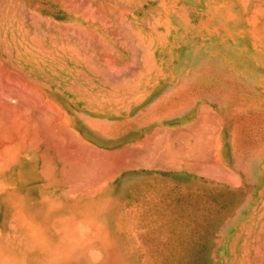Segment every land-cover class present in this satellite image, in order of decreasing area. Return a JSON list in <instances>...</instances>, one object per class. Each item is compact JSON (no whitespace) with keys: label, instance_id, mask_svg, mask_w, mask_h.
Wrapping results in <instances>:
<instances>
[{"label":"crops","instance_id":"crops-1","mask_svg":"<svg viewBox=\"0 0 264 264\" xmlns=\"http://www.w3.org/2000/svg\"><path fill=\"white\" fill-rule=\"evenodd\" d=\"M256 1L0 0L2 85L40 98L18 105L33 111L19 123L42 143L19 155L34 160V181L8 199L35 238L49 232L56 248L58 224L71 230L76 213L91 252L264 264V0L252 10ZM218 12L240 14L248 36L232 38L235 23Z\"/></svg>","mask_w":264,"mask_h":264},{"label":"rangeland","instance_id":"rangeland-1","mask_svg":"<svg viewBox=\"0 0 264 264\" xmlns=\"http://www.w3.org/2000/svg\"><path fill=\"white\" fill-rule=\"evenodd\" d=\"M258 1L263 0H257L252 5V10L259 8ZM249 16L252 17V12L249 13ZM1 44L2 38H0V48ZM0 90V100L2 101L0 104H3L0 106V217L2 216L0 223L5 222L0 224V264H181L177 260L175 262L146 260V258L151 257L149 255L130 256L91 252L97 248L93 246L88 248L82 245L81 216L80 214L76 215V213L74 221L69 223L71 230H66L65 221L58 224L56 248H53L54 239L48 237L49 232H46V236L43 238H35L28 225L24 226L23 222L18 220V201H8V199L11 195H16V186H28V183L24 184V180L31 183L34 181V160L32 158L24 159L19 155L34 149L41 150L42 143L39 135L35 140L34 126L24 125L23 119L22 123H19L20 113L23 118L24 113L27 117L33 111L19 110L18 105L25 104L28 106L34 100L39 101L40 98L34 94L33 88H26V93L20 95L6 91L7 88L2 85L1 78ZM29 187L28 191L34 194L32 184H29ZM7 202L9 206L6 204ZM73 202L75 210L80 211L81 201ZM1 211L3 212L1 213ZM2 228L4 230L3 235L1 233ZM66 235L70 236L66 237ZM50 247L53 250L51 253ZM87 249H90V253L83 252ZM130 257L138 260L130 263L127 259ZM153 257L171 258L168 255H154Z\"/></svg>","mask_w":264,"mask_h":264},{"label":"bare ground","instance_id":"bare-ground-1","mask_svg":"<svg viewBox=\"0 0 264 264\" xmlns=\"http://www.w3.org/2000/svg\"><path fill=\"white\" fill-rule=\"evenodd\" d=\"M118 1V0H117ZM122 1V0H121ZM62 2V1H61ZM88 3V1L86 2V4ZM242 3V2H241ZM253 3V2H252ZM77 4V3H76ZM89 4V3H88ZM116 4V3H115ZM85 5V4H84ZM111 5V4H110ZM118 5V4H117ZM253 5V4H252ZM125 6V5H124ZM123 6V7H124ZM68 7V6H67ZM79 8H81L80 6H78ZM84 7H86V6H84ZM84 7H83V10H84ZM91 7V6H90ZM106 7V6H105ZM114 7H116L115 5H114ZM128 7H129V5H128ZM238 7V6H237ZM240 7V6H239ZM88 8H89V6H88ZM87 7H86V9H88ZM93 8H95V7H93ZM109 8V7H108ZM107 8V9H108ZM78 9V8H77ZM91 9V8H90ZM121 9V8H120ZM125 9V8H124ZM96 10V9H95ZM94 10V11H95ZM98 10V9H97ZM126 10V9H125ZM75 11V10H74ZM79 11V10H78ZM85 11V10H84ZM83 11V12H84ZM87 11V10H86ZM91 11H93L92 9H91ZM250 11H251V9H250ZM32 12V11H31ZM115 12V11H114ZM262 13H263V11H261ZM89 13H92L93 14V12H89ZM98 13H99V11H98ZM120 13L122 14V12L120 11ZM249 13V12H248ZM87 14H88V12H87ZM95 14H97V13H95ZM94 14V15H95ZM100 14V13H99ZM116 14V13H115ZM85 14H83V16H84ZM93 15V16H94ZM117 15H118V13H117ZM249 15V14H248ZM260 16H261V14H259ZM88 16H89V14H88ZM93 16H91V17H93ZM96 17H98L97 15H95ZM94 16V17H95ZM102 16V15H101ZM114 16H116V15H114ZM120 16V15H119ZM254 16V15H253ZM100 17V16H99ZM121 17V16H120ZM215 17H216V19H218L219 21H226V20H230L231 18V21L232 22H234L235 23V26H233V29H231L230 30V36L232 37V38H244V37H247L248 36V31L246 30V26H243V28L242 27H240L239 28V26H240V24H237L238 22H241V20H242V17H241V15L240 14H238V13H234V14H232V16H230V18L228 17V18H224V15L223 14H221L220 12H218L217 14H215ZM215 17H214V19H215ZM34 18V17H33ZM32 17H31V19H33ZM41 18V17H40ZM86 18V17H85ZM125 18V17H124ZM44 19V18H43ZM105 19V18H104ZM120 19V18H119ZM102 20V19H101ZM101 20H99L100 21V23H101ZM35 21V20H34ZM103 21V20H102ZM109 21V20H108ZM121 21V20H120ZM236 21H237V23H236ZM254 21V20H253ZM22 22V21H21ZM20 22V23H21ZM104 22V21H103ZM152 22V21H151ZM31 23V22H30ZM47 23V22H46ZM56 23V22H55ZM110 23V22H109ZM122 23V22H121ZM242 23V22H241ZM32 24V23H31ZM48 24V23H47ZM50 24H53V23H50ZM67 24V23H66ZM106 25H108V23L106 22L105 23ZM105 24L103 23L102 25L103 26H105ZM33 25H35V24H33ZM37 25V24H36ZM57 25V24H56ZM58 25H59V23H58ZM68 25H70V23L68 24ZM115 25V24H114ZM153 24H151V26H152ZM242 25V24H241ZM23 26V25H22ZM66 26V25H65ZM120 26V25H119ZM123 26V25H122ZM126 26V25H125ZM129 26V25H128ZM260 26V25H259ZM262 26V25H261ZM34 27V26H33ZM56 27V26H55ZM64 27V26H63ZM63 27H62V29H63ZM149 27V26H148ZM59 28V27H58ZM65 28V27H64ZM84 28V27H83ZM82 28V29H83ZM105 28H106V26H105ZM124 28V27H123ZM61 29V28H60ZM71 29V28H70ZM79 29H81L80 27H79ZM86 29V28H85ZM84 29V30H85ZM130 29V28H129ZM25 30V29H24ZM34 30V29H33ZM39 30V29H38ZM72 30V29H71ZM86 30H88V29H86ZM85 30V31H86ZM131 30V29H130ZM81 32H82V30H80ZM69 32H70V30H69ZM91 32V31H90ZM218 33H219V35H220V33H221V31L220 30H218L217 31ZM61 33V32H60ZM94 33V32H93ZM111 33V32H110ZM115 33V32H114ZM125 33V32H124ZM133 33V32H132ZM251 33V32H250ZM82 34H83V32H82ZM84 34H86V32H84ZM88 34H91V33H88ZM113 34V33H112ZM129 34V33H128ZM134 34V33H133ZM78 35H79V33H78ZM123 35V34H122ZM136 35H137V33H136ZM25 36H26V33H25ZM93 36V35H92ZM91 36V37H92ZM158 36V35H157ZM59 37V36H58ZM79 37V36H78ZM90 37V38H91ZM96 37H98V38H100L99 36H96ZM95 37V38H96ZM128 37V36H127ZM254 37V36H253ZM30 38V37H29ZM32 38H34V36L32 35ZM40 38V37H39ZM81 38V37H80ZM117 38V37H116ZM115 38V39H116ZM259 38V37H258ZM87 39H89V38H87ZM36 40L38 41V38L36 37ZM68 40V39H67ZM73 41V40H72ZM80 41V40H79ZM98 41V40H97ZM60 42H61V40H60ZM66 42V41H65ZM83 42V41H82ZM100 42H101V40H100ZM99 42V43H100ZM103 42V41H102ZM136 42H138V41H136ZM141 42V41H140ZM103 43H105V42H103ZM120 43V42H119ZM81 44V43H80ZM90 44V43H89ZM136 44V43H135ZM138 44V43H137ZM134 45V44H133ZM39 46V45H38ZM69 46H71V44L69 45ZM105 45H103V47H104ZM125 46V45H124ZM46 47H47V45H46ZM74 47V46H73ZM73 47H72V49H73ZM100 47V46H99ZM135 47V46H134ZM137 47V46H136ZM71 48V47H70ZM139 48H140V45H139ZM71 49V50H72ZM83 49V48H82ZM141 49V48H140ZM39 50V49H38ZM48 50V49H47ZM106 50V49H105ZM111 49H109V51H110ZM131 50H133L132 48H131ZM146 50V49H145ZM135 51V50H134ZM148 51V50H147ZM133 52V51H132ZM149 52V51H148ZM111 53V52H110ZM233 53V55L235 56V57H239L240 59H241V57L243 56L244 58L246 57V53H245V51L242 53L240 50L239 51H233L232 52ZM131 54V53H130ZM137 54V53H136ZM142 54V53H141ZM77 55V54H76ZM89 55V54H88ZM90 55H91V53H90ZM78 56V55H77ZM135 56V55H134ZM133 56V57H134ZM139 56V55H138ZM137 56V57H138ZM80 57V56H79ZM86 57V56H85ZM102 57V56H101ZM113 57V56H112ZM132 57V58H133ZM105 58H107V57H105ZM87 59V58H86ZM109 59V58H108ZM111 59V58H110ZM135 59V58H134ZM240 59H233V70L234 71H238L239 70V68H240ZM89 60H90V58H89ZM104 60V59H103ZM131 60V59H130ZM146 60H147V58H146ZM207 60H209V58L207 59ZM105 61V60H104ZM106 61H107V59H106ZM108 61H110V60H108ZM135 61V60H134ZM142 61H144V60H142ZM214 61V60H213ZM241 61H242V59H241ZM208 62V61H207ZM88 63V62H87ZM113 63V62H112ZM126 63H128V62H126ZM145 63V62H144ZM147 63V62H146ZM215 63V62H214ZM103 64V63H102ZM105 64H106V62H105ZM134 64V63H133ZM98 65V64H97ZM112 65V64H111ZM122 65V64H121ZM130 65V64H129ZM129 65H127V66H129ZM142 65H144L143 64V62H142ZM150 65V64H149ZM108 66V65H107ZM112 66H114V65H112ZM111 66V67H112ZM125 66V65H124ZM126 66V67H127ZM131 66V65H130ZM148 66V65H147ZM209 66V65H208ZM93 67V66H92ZM109 67V66H108ZM133 67H134V65H133ZM120 68H122V67H120ZM129 68V67H128ZM138 68V67H137ZM102 69V68H101ZM111 69V68H110ZM109 69V70H110ZM118 69V68H117ZM133 69V68H132ZM99 71H101L100 70V68L98 69ZM104 70V69H103ZM102 70V71H103ZM114 70V69H113ZM129 70H131V69H129ZM136 70V69H135ZM94 71H95V69H94ZM139 71V70H138ZM145 71V70H144ZM105 72V71H104ZM134 72V71H133ZM141 72V71H140ZM139 72V73H140ZM106 73V72H105ZM138 73V75H140ZM103 74V73H102ZM112 74V73H111ZM115 75V74H114ZM117 75V74H116ZM124 75V74H123ZM132 75H137V74H132ZM113 76V75H112ZM121 77V76H120ZM122 77H124V76H122ZM122 77H121V79H122ZM130 77V76H129ZM136 78V77H135ZM114 79V78H113ZM126 79V78H125ZM129 79V78H128ZM23 80V79H22ZM104 80V79H103ZM106 80V79H105ZM104 80V81H105ZM116 80H118V79H116ZM120 80V79H119ZM137 80H139V79H137ZM237 80V79H236ZM239 80V79H238ZM13 81V80H12ZM115 82V81H114ZM117 82V81H116ZM115 82V85L117 84ZM132 83H133V81H131ZM123 83V82H122ZM126 83V82H125ZM136 83V82H135ZM121 84V83H120ZM137 84V83H136ZM109 85V84H108ZM112 85V84H111ZM111 85H109V86H111ZM118 85V84H117ZM130 85H134V84H130ZM119 86H121V85H119ZM123 86H125V85H123ZM113 87V86H112ZM122 87V86H121ZM134 87H136L137 88V85L135 86L134 85ZM126 88V87H125ZM133 88V87H132ZM122 89V88H121ZM130 89V88H129ZM128 89V90H129ZM131 90V89H130ZM134 90V89H133ZM1 91V90H0ZM136 93V92H135ZM135 95V94H134ZM132 96V95H131ZM124 97V96H123ZM1 101V100H0ZM2 102V101H1ZM2 104V103H1ZM1 104H0V106H1ZM3 105V104H2ZM255 110V109H254ZM200 119V118H199ZM75 134V133H74ZM196 138H198V137H196ZM198 142H202V141H198ZM196 148V147H195ZM127 150V149H126ZM196 150V149H195ZM113 151V150H112ZM124 151V150H123ZM106 152V151H105ZM5 209L3 208V211H4ZM3 211H1V213L3 212ZM5 214V213H4ZM5 216V215H4ZM2 217V216H1ZM0 217V218H1ZM6 218V217H5ZM5 220V219H4ZM3 220V221H4ZM5 223V222H4ZM4 223H0V224H4ZM1 227V226H0ZM2 227H3V225H2ZM2 230H3V228H2ZM4 231V230H3Z\"/></svg>","mask_w":264,"mask_h":264}]
</instances>
